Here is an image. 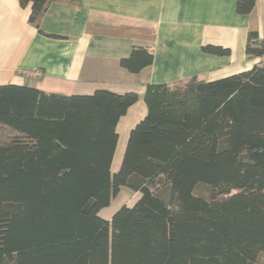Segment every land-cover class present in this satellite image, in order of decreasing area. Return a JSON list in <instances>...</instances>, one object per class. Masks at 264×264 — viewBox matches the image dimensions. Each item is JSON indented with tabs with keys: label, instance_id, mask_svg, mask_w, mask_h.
Masks as SVG:
<instances>
[{
	"label": "trees",
	"instance_id": "1",
	"mask_svg": "<svg viewBox=\"0 0 264 264\" xmlns=\"http://www.w3.org/2000/svg\"><path fill=\"white\" fill-rule=\"evenodd\" d=\"M57 1L74 0H18L38 30ZM253 38L249 58L264 52ZM152 61L136 47L119 64L135 74ZM184 83L146 86L116 172V125L137 94L1 85L0 264H264V68ZM122 189L139 198L101 218Z\"/></svg>",
	"mask_w": 264,
	"mask_h": 264
},
{
	"label": "crops",
	"instance_id": "2",
	"mask_svg": "<svg viewBox=\"0 0 264 264\" xmlns=\"http://www.w3.org/2000/svg\"><path fill=\"white\" fill-rule=\"evenodd\" d=\"M235 3L57 1L48 6L38 30L29 22L30 3L21 6L18 0H0V86L26 85L64 96H89L96 91L137 94L138 101L116 125L111 166L116 172L130 131L147 113L143 101L147 85H174L193 77L212 82L254 67L255 58L246 55L245 47L250 31L255 33L253 40L264 42V0H255L248 15L238 14ZM208 46L227 49L229 54L202 51ZM136 47L150 53L153 61L132 74L119 62ZM121 206L104 208L99 216L110 220Z\"/></svg>",
	"mask_w": 264,
	"mask_h": 264
},
{
	"label": "rangeland",
	"instance_id": "3",
	"mask_svg": "<svg viewBox=\"0 0 264 264\" xmlns=\"http://www.w3.org/2000/svg\"><path fill=\"white\" fill-rule=\"evenodd\" d=\"M184 85L185 83L182 82V83H178L176 87L183 88ZM208 191H209L208 187L204 184H198L194 189V193L202 197H207ZM138 197L139 196L137 194L131 193L126 189H122L121 192L112 200L109 209H115L116 207H119L121 205H126L130 207L136 202Z\"/></svg>",
	"mask_w": 264,
	"mask_h": 264
},
{
	"label": "built area",
	"instance_id": "4",
	"mask_svg": "<svg viewBox=\"0 0 264 264\" xmlns=\"http://www.w3.org/2000/svg\"><path fill=\"white\" fill-rule=\"evenodd\" d=\"M259 68H264V52L262 55L255 58V65ZM40 73H36L34 76H39Z\"/></svg>",
	"mask_w": 264,
	"mask_h": 264
}]
</instances>
